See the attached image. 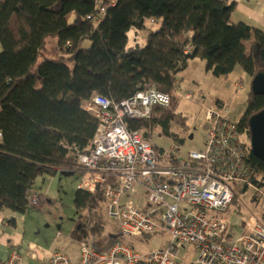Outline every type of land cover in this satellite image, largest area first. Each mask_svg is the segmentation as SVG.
<instances>
[{"label":"trees","instance_id":"1","mask_svg":"<svg viewBox=\"0 0 264 264\" xmlns=\"http://www.w3.org/2000/svg\"><path fill=\"white\" fill-rule=\"evenodd\" d=\"M234 6L229 0H117L114 6L108 0H0V212L24 214L38 177L85 173L78 158L89 151L100 124L85 110L94 95L120 103L150 87L168 94L169 106H154L150 119H124L130 131H141L151 142L154 127L168 135L170 124L182 118L171 108L176 75L189 62L203 61L215 77H226L236 66L251 79L264 72V30L232 22ZM150 20L157 28L147 24ZM133 30L141 32L143 46L136 41L129 46ZM49 38L56 40L53 58L44 57ZM262 109L264 94L249 91L237 122L245 142L249 118ZM153 147L160 162L169 157L177 162L175 154L163 156ZM247 156L259 177L254 183L263 184L264 163L250 152ZM231 188V203L248 189ZM101 201L99 192L76 190L74 207L91 214L80 215L72 232L73 238L107 251L120 240L99 209Z\"/></svg>","mask_w":264,"mask_h":264},{"label":"built area","instance_id":"2","mask_svg":"<svg viewBox=\"0 0 264 264\" xmlns=\"http://www.w3.org/2000/svg\"><path fill=\"white\" fill-rule=\"evenodd\" d=\"M108 1L114 6L117 0ZM147 24L158 25L154 20ZM169 104L170 96L153 87L120 103L94 95L85 110L92 111L100 124L89 151L78 158L87 173L78 189L101 194L104 216L120 237L165 233L166 245L137 252L117 241L101 251L72 238L78 248L77 263L54 252L48 264H182L180 251L187 246L195 256L191 264H264V183H254L259 177L246 162L249 138L246 144L245 134L228 118L227 106L208 108L205 148L189 152L186 161L160 162L153 145L139 131H130L124 119L148 120L154 106ZM170 152L173 155L176 149ZM197 160L204 163L192 162ZM232 184L240 190L251 189L261 210L255 220L242 224L239 235L230 232L221 215L232 202ZM40 201L36 192L29 197L31 206ZM85 223L88 229L92 227V221ZM21 260V254L12 251L3 264H20Z\"/></svg>","mask_w":264,"mask_h":264},{"label":"rangeland","instance_id":"3","mask_svg":"<svg viewBox=\"0 0 264 264\" xmlns=\"http://www.w3.org/2000/svg\"><path fill=\"white\" fill-rule=\"evenodd\" d=\"M52 39H47L44 57H54L53 48L56 40ZM83 46L88 48L90 41H85ZM235 83H240L238 89L234 86ZM250 83V76L239 66H236L235 70L226 77H215L205 71L203 61L193 60L189 62L188 67L176 75L175 104L171 108L174 114H179L182 118L180 121H174L170 124L168 135L162 134L160 127H154L151 142L163 156L170 153V148L173 145L176 146L175 156L186 161L189 152L202 151L206 146V133L210 126L206 109L214 108L219 103L228 105L230 107L228 118L237 123L246 109ZM188 94H190L189 97H186ZM85 176L86 173L81 170L66 174L59 171L54 176L43 175L38 177L31 184L28 196L30 197L32 193L36 192L41 196V201L35 207L28 205L27 211L23 214L26 217L23 228L24 240L16 249L25 254L27 243L30 240L48 251L53 249H56L54 251H61L58 250L60 247L62 249L67 248V245L71 243L72 238L70 236L77 224L78 217L91 214L89 210L81 211L79 214L74 207L76 190ZM253 196V191L247 189L246 192L238 195L236 203H231L226 211L221 213L227 219L231 233L241 234L243 232L242 224L249 219L255 220L260 215L261 210L258 202L256 199L251 200ZM44 199H49V203L45 205ZM41 204L43 207L39 208ZM99 209L104 211L102 201ZM6 211L9 212V210ZM234 217L235 219H233ZM108 222L112 226L111 222ZM60 233L59 238L58 234ZM73 236L75 237V233ZM167 239L168 236L165 233H158L146 238L144 236L133 238L119 236L120 241L137 252L161 248L166 245ZM45 240L48 242L46 243ZM71 251L77 254L76 248L72 245ZM194 257L191 246L180 251L182 264H191Z\"/></svg>","mask_w":264,"mask_h":264},{"label":"crops","instance_id":"4","mask_svg":"<svg viewBox=\"0 0 264 264\" xmlns=\"http://www.w3.org/2000/svg\"><path fill=\"white\" fill-rule=\"evenodd\" d=\"M229 2L235 5L234 12L232 13L231 17L232 22H246L250 25L259 27L260 29L264 30V0H229ZM130 34L132 37H129V46L134 45L135 41L141 46L144 45V39L141 36V32L136 33L133 30L130 32ZM245 44L248 45L247 42H245ZM150 143L153 145L152 142ZM172 147H174L177 151L176 146L173 145ZM168 160L171 161V157H169ZM43 203L46 205L47 203H49V199H44ZM41 207H43V204H41L39 208ZM25 220L26 217L21 213L13 211L7 212L6 210L0 212V264L4 263V261L9 257L12 251H17L21 254L22 260L20 264H48V259L54 252L63 253L73 263H77L79 256L78 248L72 244V241L69 245H67L66 249H62L60 247V249L58 250L61 251H54L56 249L48 251L35 244L32 240H30L27 243L28 245L26 253L22 254L18 249H16V247H19L24 240L23 228ZM60 235L61 233L58 234L59 238ZM73 237L74 236L72 233L70 238ZM45 242L47 243L48 240H45ZM71 245L72 247L76 248L77 254H74V252L71 251Z\"/></svg>","mask_w":264,"mask_h":264},{"label":"water","instance_id":"5","mask_svg":"<svg viewBox=\"0 0 264 264\" xmlns=\"http://www.w3.org/2000/svg\"><path fill=\"white\" fill-rule=\"evenodd\" d=\"M250 92L254 95L264 94V72H258L251 79ZM248 132L251 154L264 163V109L249 118ZM60 172L66 174L63 171Z\"/></svg>","mask_w":264,"mask_h":264},{"label":"bare ground","instance_id":"6","mask_svg":"<svg viewBox=\"0 0 264 264\" xmlns=\"http://www.w3.org/2000/svg\"><path fill=\"white\" fill-rule=\"evenodd\" d=\"M129 37H132L131 34H129Z\"/></svg>","mask_w":264,"mask_h":264}]
</instances>
